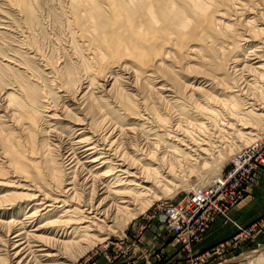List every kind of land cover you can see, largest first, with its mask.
<instances>
[{
    "label": "bare ground",
    "instance_id": "bare-ground-1",
    "mask_svg": "<svg viewBox=\"0 0 264 264\" xmlns=\"http://www.w3.org/2000/svg\"><path fill=\"white\" fill-rule=\"evenodd\" d=\"M228 2L227 9H233L237 15L233 20L226 16L215 20L212 16L214 9L220 8L221 0H63L61 16L54 13L52 16L53 21L60 25L65 21L73 59H66L70 65L67 62L55 67L44 59V52L33 49L29 41L32 35L44 32L43 18L37 9L38 0H0V66L15 70L19 77V86L9 96H12L15 108L3 107L8 95L0 98L4 101L0 104V171L14 177L19 174L28 183L27 187H32L27 189L30 192L26 197L28 211L24 212L22 219L16 215L9 219L0 215V264H66L64 259L67 255L84 249L83 245L99 237L111 224L125 223L134 218L137 213L132 212L135 206H144L140 203L151 196L150 191L160 185L161 180L165 182L164 188L170 187L168 184L177 187L176 182L182 178L181 170L194 163L214 159L220 153L224 134L236 135V125L245 134L255 135L254 127L247 121L240 123L238 119V123L234 122L237 116L231 109L238 103L244 108L243 115L264 116V104H258L254 95L245 94L256 79H248L244 74L247 71V76H250L251 72H258L257 69L263 66L264 28L253 23L255 14L246 19L252 0L242 1L239 8L231 5L233 0ZM259 2L264 7V0ZM245 9L248 13L243 16ZM227 14L225 10L223 16ZM259 16L258 20L264 19V10H260ZM235 21H242V24L236 30L232 29V35L226 31V34L221 33L223 29L220 28L231 29ZM259 25L264 24L260 22ZM240 27L261 36L259 44L252 46L253 49L245 55L248 62L240 66L241 58L232 59L231 67L234 72L240 71V77L229 85L217 73L223 68L220 59L228 62V57L220 58V52L225 55L230 51L222 50L221 47L227 44H221V39L233 40L234 35L244 43L256 39L249 34L244 36L247 32H240ZM15 35L21 37L14 44L16 48L11 46L12 42L18 41L13 37ZM189 35L200 39L202 50L209 54L204 57L207 65L203 63L202 70L196 67V62H186L183 64L185 67L179 69L169 59L177 61L178 58V62H185L187 56H182L181 52L179 57H174L176 52L179 54L174 47L172 55H168L170 51L163 47L164 43ZM234 39L232 48L239 46L240 39ZM28 55L41 61L44 74L50 77L53 85L54 91H48L51 95L31 77L35 73L27 67L25 60ZM3 61L6 63L2 64ZM150 62H155V65ZM193 71L199 77L203 76L198 87L181 80L180 75ZM164 76L171 83L166 81L167 84L156 88L157 78ZM240 78L245 82L243 87L238 83ZM197 80L198 77L195 82ZM201 84H206L207 88ZM214 87L219 88L220 97L214 94L218 92ZM149 91L160 95L161 101L169 102L176 97L194 108L199 105V98H195L194 93L205 92L217 104L213 105L216 111L220 112V104L226 111L224 125L227 128L225 131L219 129L214 114L207 116L196 111L197 115L190 117L195 123L187 120L184 125V120L179 119L162 127L157 122L160 115L155 111L156 105ZM138 92L141 102L135 98ZM164 92L174 95H165ZM229 92H241L244 98L233 103L232 99L225 97ZM188 93L190 97H187ZM61 98H67L73 109L67 104L61 108L79 114L76 119H69V130L75 135L70 137L68 134L66 140L63 133L55 132L37 139L38 132L42 131L39 115L46 117L48 122L57 121ZM111 104L139 125L123 128L118 124L121 115L114 119L109 111ZM131 104H136L140 111H132ZM145 110L148 118L154 120L153 124L144 121ZM62 118V122L67 119L66 114ZM15 119L21 128L19 125L16 134L15 129L4 133L3 123ZM42 140L46 146L52 145L58 150L60 162L52 155V148L46 152ZM59 165L65 172L69 170L72 176L63 174ZM207 187L196 186L194 195H199V191ZM16 201V195L2 193L0 208L18 204ZM50 215L54 217H47L45 222L31 227L36 220Z\"/></svg>",
    "mask_w": 264,
    "mask_h": 264
},
{
    "label": "rangeland",
    "instance_id": "rangeland-1",
    "mask_svg": "<svg viewBox=\"0 0 264 264\" xmlns=\"http://www.w3.org/2000/svg\"><path fill=\"white\" fill-rule=\"evenodd\" d=\"M62 1L63 0H38L39 7L37 5V9L43 18L44 32L39 31V33L34 34V36L32 35L29 39L33 49L38 50L39 52L41 51L42 54L44 52V59L55 67H57L60 63H67L68 61H66V59L70 60V57H73V48L68 41V30L65 28V21L61 24V26L59 23H55L53 21L54 19L52 16L53 13L57 16L61 14ZM242 1L245 0H233L231 5L234 4L236 8H239ZM252 1V7H250V9L248 8L250 13H248V10L245 9L242 15L245 16L248 13L249 15L246 18L248 20L255 14V19L252 18L253 23L255 26H262V28H264V25H259L260 22L264 24V19L259 18L258 20V17H260V10H264L263 4H261L259 0ZM228 3V0H221L220 8L214 9L212 16L215 20L219 17L220 20H222L225 16L232 20L237 17V15L234 14L233 9H227ZM225 10L229 14L223 16V12H225ZM48 13L49 15H47ZM52 21L53 23H51ZM241 24L242 21L232 22L231 29L220 28L224 30H222L221 33L226 34V31L228 34L232 35V33H230L232 32V29L236 30ZM239 31L243 32V34L247 32L244 36L248 37L249 34L256 39L244 43V40H241L238 36L234 35V38L237 40L240 39L238 41L239 46L234 48H232L233 45H231V42H235L233 37V40H230L231 38L229 39L227 37L226 40H224V38L221 39V44H227L226 46L221 47L222 50L230 51L225 55H222L223 52H220V58L228 57L226 58L228 59V62H226L227 60L222 61L220 59V64L223 68L217 73H219L218 76L222 77V79L225 78L224 81L228 82L229 85L233 84L234 79L240 77V71L234 72L231 67L233 65L232 59L241 58V62L239 64L240 66H242L244 62H248L245 60V55L249 50L253 49L252 46L259 44L261 36L258 35V32H254L248 28L240 27ZM13 37L18 39V41H15L14 43L12 42L13 45L11 44V46L16 48L14 44H17L21 37L18 38L16 35ZM161 43L162 42L159 44ZM202 43L203 42L200 39L192 35L179 37L177 41L172 40L169 44L164 43L163 47L170 51L168 55H172L174 52L172 48L174 47L179 50V54L176 52L174 57H179L181 52L182 56H187L185 62H178V58H176L177 61H173V59H169L168 57H166V59L168 58L171 60L172 63L179 67V69L185 67L183 64L186 62H190L191 64L196 62V67L202 70L201 65H203V63L204 66L207 65L204 57L209 55L206 51L202 50ZM62 47L64 48L62 49ZM67 51L69 52L68 54ZM262 53L264 54V52ZM25 61H27V67L30 72L33 74L35 73V76L31 77L36 80H30L34 81L38 85L40 84V86L43 85V87L41 86V89L45 92L54 91L53 85L49 80L50 77L44 74L45 70L42 68L43 66L40 63L41 61L38 62L37 58L35 59L31 55H28ZM4 62L6 63V61H3L2 64H4ZM167 63H170V61ZM68 65H70V62H68ZM151 65H155V62H152ZM239 65L237 68H240ZM261 67V69H257L258 72H251L249 74L250 76H247V71H244V74L248 77V79L252 78L253 81L256 79V81L252 83L249 92H246L245 94L250 96L254 95L258 104H264V63ZM0 68V98L7 95V98H9L8 100L4 99L5 102L0 100V104L2 105L4 102L3 107L8 105V108L13 109L15 108L13 107V98L12 96H9L11 95L12 90L19 86V77L16 76L17 74L15 70L2 68L1 66ZM35 70H38V72H35ZM192 70H194V68ZM196 71H193L194 73L185 72L186 74L180 75L182 78L181 80L184 79L183 81H186L195 87L200 86L198 81H200L203 76H200V78ZM3 73H5L6 76ZM44 75L47 77L45 78ZM197 77L198 80L195 82ZM157 79V84H154L156 88L164 86L163 84H167L166 81L171 83V81L165 76L162 79L161 77ZM238 83H241L242 86L240 85V87H243L245 82H243L240 78ZM201 85H203V88H207V86H205L206 84ZM165 86L170 87L168 85ZM214 90L218 91L214 94H218L217 96L220 97L219 88L214 87ZM132 92L135 93V91ZM149 92V95L156 105L155 111H157V115H160V120H157V122L160 123L159 125L162 127L169 126L174 123V121L179 119L184 120V125H186L187 120L193 121V118L190 119V117L196 116L197 114L194 113L196 111L201 115L208 116L214 114L217 116V119L215 120L219 129L225 131V128H227L224 125L226 120V111L221 104L220 112L216 111L217 109L216 107H213V105L217 104L210 97V95L205 92L194 91V97L199 98V105L197 108H194L191 104L187 105L188 103L186 101L177 100L176 97L169 100V102H164L160 100V95H154L155 92L152 93L153 91ZM170 93L164 92L165 95H174L172 92ZM240 93L236 94L229 92L225 94V97L232 99V102L236 103L239 100L242 101V98H244V96ZM49 94L51 95V93ZM234 95H237L238 99ZM169 96H167V99H170ZM187 97H190L189 93ZM135 98L141 102V94L139 92ZM192 100L196 102L194 99ZM66 104L71 110L73 109L71 107V102H69L67 98H61V101L58 104V107L59 105L60 107H57L59 109V111H57L60 114V118H58L57 121L48 122L46 117H41L42 115H39V128L42 129V131L38 132L37 139H41L43 137L46 138L50 135L49 133L54 134L55 132L63 133L66 140L68 139V134H70V137L75 135L71 134L68 126L71 124L69 121L79 117V114H74L70 111L67 112V108H61L65 107ZM237 104L238 103H236V108L231 109L232 113L237 116L235 117L236 119H234V122L238 123L240 121V123H245L247 121L246 123H248V125L254 127L253 132L255 135L245 134L244 131L241 130V127L236 125L234 128L236 135H232V137H230L229 135L224 134V138L220 142V153L215 156L214 159L200 161L194 163L192 166L186 167L185 170H181V172H183L181 174L182 178L180 177V180L176 182V184L179 185L177 187H172L168 184L167 187H170L164 188L165 182L161 180L160 185L150 191L149 194H151V196L147 197L146 201L140 203L145 205L135 206V210L132 211L133 213L137 212L134 215V218L126 221L125 223L111 224V226L107 228L103 234L99 235L97 238H92L90 243L83 245V247H85L84 249H80L78 251L76 250L71 256L67 255L64 262H66V264H264V116L260 117L255 115L254 118V114L243 115V106L241 104H238V106ZM131 105L133 108L132 111H140L136 104ZM142 106L143 105H141V107ZM142 108L144 109V107ZM109 111L112 113L114 119H118L121 115V121H118V124L124 126L123 128L127 126L139 125L136 124L137 122H135L134 119H130L128 115L123 114L120 111L118 112L112 104L109 107ZM144 113V121L149 125L153 124L154 120L151 117L148 118V111L145 110ZM65 114L67 119H64L62 122V117ZM148 120H151L152 122ZM193 122L195 123V121ZM3 125L4 133H11V130L15 129L14 133L16 134L15 131L18 130L20 123H18L17 119H15L12 121L8 120L3 123ZM41 142L42 144L45 143L43 140ZM44 146L45 147L43 148L46 152H48L47 149L52 148V155L58 162H60V159H58L59 155H57L59 153L58 150L53 148L52 145L51 147H48L44 144ZM59 166L63 174L67 173L68 177L72 176L69 170L65 172L64 167L62 165ZM0 170H2V168H0ZM231 170L238 171L237 181L241 184L238 188V194L236 193L235 195V203L220 204V211H216L217 208L215 211H211L210 215L207 216L204 221L203 230L197 231L195 236L191 238L190 234L192 233V230H190L189 224H186L185 220L179 222L181 226L180 229L177 230L174 227L173 229L171 228L169 215L173 207L180 205L187 199L188 196L193 194V188L196 186H211L216 183L219 177H225ZM1 173L3 174L1 175ZM1 173L0 195L6 192L11 193L12 195L14 194L17 196L18 201L16 202L18 204L2 206V208H0V215H3L6 219H9L8 217H12V215H16L18 219H22L24 212L28 211L27 204L29 202L26 197L29 196L30 192L27 189H31L32 187H27L28 183L24 181L22 176L19 174H16L14 177L10 174H5L3 171ZM4 175H6L5 178ZM231 184L232 183H230V186ZM239 193H241L242 196H240ZM223 199L225 200L226 198L224 197ZM47 217L54 216L50 215L43 219L36 220L31 224V227L33 228L34 225L42 223L43 221L45 222L48 219ZM194 227H197V224H194Z\"/></svg>",
    "mask_w": 264,
    "mask_h": 264
},
{
    "label": "built area",
    "instance_id": "built-area-1",
    "mask_svg": "<svg viewBox=\"0 0 264 264\" xmlns=\"http://www.w3.org/2000/svg\"><path fill=\"white\" fill-rule=\"evenodd\" d=\"M237 176L238 171L231 170L225 177H219L216 183L207 189L200 190L199 195H194L197 192L194 191L183 203L173 207L169 215L171 228L180 229L179 222L185 220L192 230L190 238L195 236L197 231L203 230L204 221L211 211H215L216 208V211H220V204L236 202L235 195L238 194V188L241 186ZM194 224H197V227H194Z\"/></svg>",
    "mask_w": 264,
    "mask_h": 264
}]
</instances>
